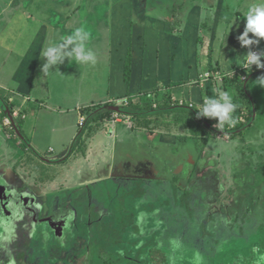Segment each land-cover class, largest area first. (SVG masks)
Listing matches in <instances>:
<instances>
[{
  "label": "crops",
  "instance_id": "obj_1",
  "mask_svg": "<svg viewBox=\"0 0 264 264\" xmlns=\"http://www.w3.org/2000/svg\"><path fill=\"white\" fill-rule=\"evenodd\" d=\"M258 3L260 0H104L98 5L91 0H0V106L4 100V110L7 112L11 106L20 116L17 117V143L20 159H24L22 171L28 172L25 183L33 174L29 181L34 184V189L41 190L35 189L38 194L36 192L34 201L43 196L51 203L57 200L64 209L65 200L75 201L76 198L69 196L68 199L69 192L65 189H76L77 183H83L85 187V183L101 184L104 180H112L115 189H121L134 182L151 180L153 183L170 175L176 181L181 174L185 176L180 180L187 181L205 154L202 145L206 141L228 143L238 133L245 134L247 129L254 128L256 121L262 124L264 86L257 79L264 73L257 72V67L251 68L244 73L248 78L243 81L240 72L252 51L259 50L264 54V38L247 30L245 15L249 7ZM101 7L111 10L108 14L111 16L112 51L106 69L98 65L96 58L78 62L74 58L75 48L63 49L60 41L54 38L55 35L63 36L65 30H72L74 34L81 28L87 31L92 24L89 21L94 18L92 13L102 10L99 15H107L108 11L103 9L98 12ZM81 43L87 46L85 40ZM54 45L60 48L62 56L49 64V57L44 52ZM65 56L69 57L67 61ZM103 70H109L107 98L99 102L82 98L81 91L75 90L76 87L83 88L82 76L91 79L98 71L102 76ZM236 77L243 81L245 92L238 91L237 85L233 84ZM71 79L74 88L64 85ZM230 87L241 98H231L236 107L229 117H234V123L230 124L226 119L221 124L236 127L238 122H245L235 133L211 134L210 131L209 134V131L185 125L186 130L176 128L173 129L175 132L164 131L157 135L153 130L155 124L135 128L133 119L139 114L146 115L159 109L169 113L181 106L190 111L189 121L193 125L204 126L210 118L199 112L205 100L223 103L219 95L228 93ZM96 107L99 109L90 111ZM5 113L1 112L2 115ZM1 119L0 142L5 144L3 156L9 158L18 150L14 149L15 143L9 144L15 139L14 132L9 127L3 128ZM82 119L85 124L80 129L78 125ZM69 128L70 139L61 142L60 139L65 137L63 133L58 134ZM135 129L142 130L144 136L137 138L140 132L136 133ZM259 137L252 141L264 139L263 131ZM56 142L62 145L54 146ZM249 142L245 140L248 150ZM211 151L221 158L220 153L217 156L214 151L213 143ZM187 165L190 166L188 176ZM229 165L235 174L248 170V163L238 155ZM144 167L146 170L155 167V177H141ZM54 172L60 175L56 176ZM219 172L215 174L221 177ZM250 176H254L256 183L257 177L253 173L240 176V180L245 181ZM4 182L8 190L9 183ZM54 182L60 192L56 191ZM204 183L202 180L197 187L198 199L201 190L207 189ZM260 187L263 190L258 197L262 194L264 197V178ZM72 213L69 227L75 218L74 211Z\"/></svg>",
  "mask_w": 264,
  "mask_h": 264
},
{
  "label": "rangeland",
  "instance_id": "obj_2",
  "mask_svg": "<svg viewBox=\"0 0 264 264\" xmlns=\"http://www.w3.org/2000/svg\"><path fill=\"white\" fill-rule=\"evenodd\" d=\"M91 1L101 5L104 0ZM100 9L108 11L107 15L101 17L99 13L101 14L102 10ZM97 10L98 12L100 10V12L92 13L94 18L89 21L92 24L90 25L91 28L86 31L89 33V37L85 39L87 46L84 51L85 54L89 53L92 58H96L98 65H102L106 69L112 51L110 49L112 37L109 29L111 10L106 7ZM63 33V36H54L62 45L65 44L67 37L74 35L72 30H65ZM80 44L81 40L79 39L77 42L63 47V49L76 48ZM29 50L30 48L27 46V51L29 52ZM68 59L69 57L65 56V60ZM99 72L93 75L91 79H86L81 73L84 86L82 89H78L75 85V90L81 91L82 98H93L92 100L98 102L107 98L109 70H103L102 76ZM74 84L72 79L64 83L66 87L70 85L73 87ZM59 92L57 91V94ZM227 92L232 99L236 96L241 98L232 87L228 88ZM73 102V100H70V104H73ZM3 103L6 102L2 100L0 114L2 111L3 113L6 112L4 110L6 105ZM97 109L99 108L96 107L90 111ZM86 114H88V111ZM17 117L20 116L15 114L14 108L11 106L8 107L5 114L0 116L2 127H9L11 132H14L15 139L9 144L14 145L13 143H15L14 149L18 150L15 151L17 155L14 154L6 158L3 156L5 144L0 142V194H2V197L0 196L2 198L0 206L4 209L3 214L0 213V236L5 233L9 237L0 249V264H16L15 260H17V264H152L151 257L154 258L155 250L165 246L170 248L171 264H207L202 249L206 247V244L209 247L208 242L210 241L208 238L213 237L212 240H215L214 235L222 222L221 226H224V222L227 221L230 227L235 226L237 228L240 225L247 227V223L254 221V224L256 226L259 224L260 228H258L253 242L254 240H262L264 236V220L259 221L262 219L263 211H259L260 215L258 212L254 213L261 208V203L264 200L263 194L258 197L263 190L260 183L264 178V139L261 137L262 139L257 140L256 143L252 141V138L259 139L262 131L264 132L263 118L262 124L259 120L256 121L254 128L247 129L245 134L238 133L236 138H232L228 143H219L218 140L209 143L211 139L206 141L202 145L205 154L203 153L201 160L196 163L194 166L196 170H193L196 172L191 174L187 181H181L180 177H184L185 174L179 173L181 176L179 179L177 177L178 180L175 179L176 181H173V176L170 175L153 183H151V180L148 182H134L131 186L126 187L127 189H115L116 185L113 184L112 180H104L101 184L99 182L94 183L95 181L91 182L92 184L85 183V187H83V183H77L76 189L73 187L65 189L69 192L68 199L69 196H76V198L75 201L65 200L66 203L63 205L64 209H62L57 200L51 203L43 196L33 202L36 199V192L38 194V191L41 192V190L35 187L38 190L36 191L32 187L34 184L29 180L33 179V174H30V179L25 183L28 172L26 170V173L22 171L21 164L24 159L21 160L18 154L20 148L17 143L19 141ZM190 118V111L181 106L169 113L159 109L146 115L139 114L133 119V123H135L136 129H139L138 127L143 124H147L148 127L155 124L156 127L153 130L157 132V135L164 131H174L173 129L176 128L186 130V126L187 128L189 126L198 128L203 132L209 131V134L211 130H215V127L206 123L205 125L203 123L204 126L193 125L189 121ZM199 118L206 121L202 115H199ZM53 120H55V116ZM84 124L82 126L80 123L78 128L82 129ZM136 129L134 130L136 133L140 132L137 138L144 136L142 130L138 131ZM235 129L236 127L230 126L222 131H225L226 134L235 133L237 132V129ZM61 134L65 138H61L60 141L67 142L71 136V129L62 130L58 136ZM245 135L248 137L245 138ZM246 139L250 141V144H248L249 150L245 143ZM212 143L214 151L218 153L217 156L220 153L221 158L215 157L212 153ZM59 144L62 145L56 142L54 146L58 147ZM236 155L243 157L248 163V170L246 169V172L243 170L240 175L230 171V161H233ZM20 171L22 172L20 173ZM216 171H220L221 177L215 174ZM189 172L190 170H188L187 176ZM246 173L255 174L257 177L256 183H254V176L244 179L245 181L240 180V176H245ZM54 174L56 176L60 175L59 172H54ZM22 178L23 182L21 183ZM4 180L9 183L8 190H6L7 184ZM202 180H204V185L208 189V198L206 204L200 205L199 202L196 203L195 198L199 194V191L196 192V190ZM62 185L65 184L62 183ZM55 188L57 191L59 186L55 184ZM58 191L60 192V190ZM10 196L13 203H16L13 208L10 205ZM30 197H32L31 202L33 204H39L35 206L36 210L42 205L40 211L35 212L34 215L28 213L19 217L16 214L18 207L26 205L28 200H31ZM249 207L255 208L250 212ZM12 210H14V214L10 215ZM71 210L74 211L75 218L69 228L70 220L73 217ZM212 211H216V213L212 214ZM232 228L230 229L232 230ZM66 229H68V232L65 236ZM136 231L140 232L137 234ZM167 231L174 232V235L170 238L165 237ZM232 231L238 234L237 230ZM63 237H65V242H62ZM167 241L170 244L164 245V242ZM249 246L245 245V247H240L237 251L235 249L229 253L223 250L219 254L221 257L216 258V261L211 262V264H217L220 261L229 264L233 259L241 263L240 261L243 258L239 255L249 256L253 253V251H249ZM20 247H25L26 253L21 255ZM222 247L218 244L215 250L218 248L219 252ZM119 253H122V255ZM197 256H199V260H197ZM255 257L256 260L253 262L248 260L244 263L264 264V256ZM239 258L240 260H238Z\"/></svg>",
  "mask_w": 264,
  "mask_h": 264
},
{
  "label": "trees",
  "instance_id": "obj_3",
  "mask_svg": "<svg viewBox=\"0 0 264 264\" xmlns=\"http://www.w3.org/2000/svg\"><path fill=\"white\" fill-rule=\"evenodd\" d=\"M257 68H258L256 70L257 72L264 73V71H262L260 67H257ZM247 70H249V69H246V68L243 67V69H241L240 72H242L243 75H246L244 73H246ZM242 80L245 81L244 79H242ZM242 80L240 78L236 77L235 80L234 79L232 80V82H233V84L237 85V87H238L237 90L238 91L245 92L244 91L245 90L244 83H243ZM244 98H245V96H244ZM241 109L243 110V107L242 106H241ZM231 117L232 116H230V118ZM232 118H234V117H232ZM207 120H208L207 125H210L212 127H215V130H211L212 133L219 132V131L225 130L226 128L230 127V126H228L226 124H221V121L219 120V117H212V116H210V118L207 119ZM245 124H246L245 122L244 123L238 122L237 125H235L236 126V129H238L241 126H244ZM207 191H208V189H205V190L202 189L201 190L202 195L200 197L205 198V196H206V193L205 192H207ZM199 204L202 205V203H199ZM261 204H262L261 205V208L259 210H257L256 212H254V213H257V212L259 213V211H263L262 218H264V203H261ZM254 208L253 207H249V209H250L249 211L252 212V209H254ZM16 214L19 215V217H21V215H20L19 212H16ZM259 215H260V213H259ZM172 223H174V222H172ZM246 225H247V227H244L243 225H240L239 226L241 228V232H244L245 233V229H246V235H241V237H240V236H237V232H235L233 234V236H232L233 241L229 242V244H228L227 241H224V240L221 241L220 242V245L222 244L224 246L222 247V249H221V251L219 253L216 251L218 248L216 250H215V248H214V250L211 249V248H209V250H213V251H211V252L206 251V254H205L206 255V257H205L206 263L207 264H211V262L213 263L214 261H216V258L219 259L221 257L219 254L224 249H226V248L232 249L233 246H234L233 250H235L236 248L245 247V245H247V246L250 245L249 246V251L250 252L253 251V253H252V255H249V256H246L245 254L239 255V256H241L243 258L240 261L241 263H238L237 260H234L233 259L229 264H242V263L243 264H246V263H244L245 261L251 260V262H253L254 260H256V257L255 256H258V258H260L261 256H264V239H263L264 236L262 237V240L261 239L259 241L254 240V242H253L254 236L257 233V230L259 228V224H258V226H256L254 224V221H253L252 223H249V224L247 223ZM252 229L254 230V232H253V238H251V236L249 238L247 234L250 233V232H252ZM69 231H70V229H69ZM259 231H260V229H259ZM139 232L136 231L137 234ZM172 235H174V232L167 231L165 237L170 238V237H172ZM7 238H9V237H7L5 233L0 236V249L7 242ZM64 238L62 239V242L63 241L65 242ZM168 244H170L168 241L167 242H164V245H168ZM20 250H21V255L23 253H26L25 247H20ZM231 251L232 250H229L227 252L229 253ZM207 252H209V253L207 254ZM119 254L122 255V253H119ZM170 255H171V251H170V248L168 246H165L164 248H161V249L158 248L157 250H155L154 258L151 257L152 264H171L172 260L170 261ZM13 260H15V259H13ZM15 262L17 264V260H15ZM218 263L219 264H228V263H223L222 261H220ZM249 263H250V261H249ZM253 264H257V263H253Z\"/></svg>",
  "mask_w": 264,
  "mask_h": 264
},
{
  "label": "clouds",
  "instance_id": "obj_4",
  "mask_svg": "<svg viewBox=\"0 0 264 264\" xmlns=\"http://www.w3.org/2000/svg\"><path fill=\"white\" fill-rule=\"evenodd\" d=\"M245 15L247 18V30H250L254 34H257L261 38H264V0H260V3L249 7ZM246 34L247 31L245 32V35ZM88 37H89V33L86 32L84 29L82 28L77 29L73 36H69L66 38L65 44L62 45L61 48L73 44L77 38L83 41ZM85 47L86 46L83 43H81L73 50L74 58L78 62L83 63L85 61L92 59L91 54H85L84 51ZM44 55L49 57V64H52L61 58L62 53L60 51V48L54 45L49 47L47 51L44 52ZM68 55L71 56L73 54L69 53ZM253 63H257L258 67H264V65H260L258 63V58L254 55H248L247 63L244 65V67H248V65ZM257 82L260 85L264 86V76L259 77L257 79ZM219 96L224 101L223 103H220L215 99H206L202 110L199 111L200 114L208 115L212 117H219L221 123H223V121H225L226 119L229 120L230 124L234 123L233 118L232 117L230 118L229 114L234 110L236 105L232 103L231 97L228 95V93L221 92ZM197 260H199V256H197Z\"/></svg>",
  "mask_w": 264,
  "mask_h": 264
},
{
  "label": "flooded vegetation",
  "instance_id": "obj_5",
  "mask_svg": "<svg viewBox=\"0 0 264 264\" xmlns=\"http://www.w3.org/2000/svg\"><path fill=\"white\" fill-rule=\"evenodd\" d=\"M187 173H188V170H190V166L189 165H187ZM186 173V174H187ZM173 175L174 176H176V173H173ZM206 193V196H205V198H203V197H199V199L196 197L195 198V201H196V203L197 202H199V203H202V205L203 204H206V200H207V195H208V193L207 192H205ZM0 196L2 197V194H0ZM0 197V200L2 199ZM9 199H10V205H11V208H13L14 207V204H16L15 202L13 203V201H12V198H11V196L9 197ZM32 200H28V202L26 203V205H22V206H20V207H18V209H17V212H19L20 213V215L22 216V215H27L28 213H32V215H34V214H36L35 212H38V211H40V209H41V207H42V205H41V207L38 209V210H36V208H35V206H37V205H39V204H33L32 202H31ZM33 202H35V201H33ZM13 203V204H12ZM213 203V202H212ZM25 207H26V209H25ZM0 213L1 214H3L2 212L4 211V209H3V207H1L0 206ZM64 212V211H63ZM216 213V211H212V214H215ZM4 214H5V212H4ZM12 214H14V210H12L11 211V214L10 215H12ZM9 219H10V216H9ZM34 220V219H33ZM34 221H37V220H34ZM220 221H221V219H220ZM221 224H223V222L222 223H220V226L217 228L218 229V231H217V233L214 235L215 236V242L212 240V238L213 237H211V239H209L208 237V240L210 241V242H208V244H209V247H208V245L206 244V247H204V249H202V251H203V254L205 255L206 254V251H209V252H211V251H213L214 250V248L215 247H217L218 246V244H220V242L221 241H227L228 242V244H229V242H231V241H233V238H232V236H233V231L232 230H237L238 231V234H237V236H240L241 237V235H246V229H245V233L244 232H241V228L240 227H237V228H235V226H233V228L232 227H230L229 226V224H228V222L227 221H225L224 222V226H221ZM213 225H214V223H213ZM70 228V227H69ZM230 228H232V230L230 229ZM215 230V229H214ZM54 232V231H53ZM67 232H68V229H66L65 230V235L67 234ZM188 232H189V230H188ZM253 232H254V230L252 229V232H250V233H248L247 235H248V237L250 238V236H251V238H253ZM64 238V237H63ZM227 244V243H226ZM209 248H211V249H213V250H209ZM233 248H234V246H233ZM233 248L232 249H230V248H226V249H224V251L225 252H227V251H229V250H232L233 251ZM238 250V248H236V251ZM221 251V250H220ZM219 251V252H220ZM209 252H207V254L209 253ZM218 252V253H219ZM205 257H206V255H205ZM238 260H240V258L238 259ZM210 263V262H209Z\"/></svg>",
  "mask_w": 264,
  "mask_h": 264
},
{
  "label": "built area",
  "instance_id": "obj_6",
  "mask_svg": "<svg viewBox=\"0 0 264 264\" xmlns=\"http://www.w3.org/2000/svg\"><path fill=\"white\" fill-rule=\"evenodd\" d=\"M250 55H254V56H256V57L258 58V63H259L260 65H264V55L262 54L261 51H259V50H254V51H252V53H251ZM246 63H247V59H246L244 65H245ZM254 67H258V66H257V63L250 64V65H248V67H244V68H246V69H251V68H254ZM260 68H261L262 71H264V67H260ZM247 78H248L247 75H243V79H244V80H247ZM16 115H17V114H16ZM84 122H85V119H82L81 124H84ZM6 123H7V122H6Z\"/></svg>",
  "mask_w": 264,
  "mask_h": 264
},
{
  "label": "water",
  "instance_id": "obj_7",
  "mask_svg": "<svg viewBox=\"0 0 264 264\" xmlns=\"http://www.w3.org/2000/svg\"><path fill=\"white\" fill-rule=\"evenodd\" d=\"M152 165L154 164V163H151ZM154 166V165H153ZM154 169H156L155 167H152L151 169H149V170H146V168L144 167L143 169H141V174H140V176L141 177H147V178H154L155 176H154V172H155V170ZM145 170V171H144ZM140 171V170H139ZM142 172H144V173H142ZM146 172V173H145ZM221 247H222V244L220 245ZM222 249V248H221ZM217 252H218V250H216ZM215 264V263H214ZM218 264V263H217Z\"/></svg>",
  "mask_w": 264,
  "mask_h": 264
}]
</instances>
